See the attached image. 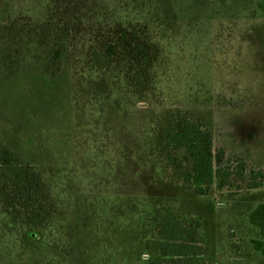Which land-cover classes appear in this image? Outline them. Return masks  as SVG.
I'll list each match as a JSON object with an SVG mask.
<instances>
[{"label":"rangeland","instance_id":"rangeland-1","mask_svg":"<svg viewBox=\"0 0 264 264\" xmlns=\"http://www.w3.org/2000/svg\"><path fill=\"white\" fill-rule=\"evenodd\" d=\"M263 7L0 0V29L21 37L43 27L45 43L56 29L64 42L69 29L74 40L64 75L36 63L12 75L0 69V147L34 169L24 190L0 186V264H175L151 251L166 210L200 224L205 254L193 264H264L249 222L264 203ZM113 25L147 42L153 59L141 82L125 52L113 64L92 59ZM169 112L203 123L225 151L223 167L245 180L235 175L231 188L206 197L186 187L148 146L152 122Z\"/></svg>","mask_w":264,"mask_h":264},{"label":"trees","instance_id":"trees-1","mask_svg":"<svg viewBox=\"0 0 264 264\" xmlns=\"http://www.w3.org/2000/svg\"><path fill=\"white\" fill-rule=\"evenodd\" d=\"M66 5L64 3V7ZM113 26L116 28L110 32L102 45L96 47L92 59L104 65L113 64L117 55L125 52L132 62L134 79L141 82L142 77L139 76L149 71L153 59L145 48L147 42L137 39L135 34L120 25ZM58 31L60 30L56 29L51 37L53 40L47 41L50 44L47 45L43 39L45 35L43 27L34 26L31 33L21 37H15L17 34L15 35L13 30L9 31V28L0 29V69L12 75L21 68L36 63L42 64L43 70L53 77L66 74L69 70L68 62L74 40L69 29L64 30V42L59 39ZM24 39L30 40L33 44L27 45L29 42L25 43ZM6 43L8 47L4 46ZM9 67L12 69L8 70ZM148 146L153 155H157L168 167L174 168L184 185L193 189L199 196L211 195L214 187L218 191L231 188L235 175L243 177V170L234 174L223 167L225 151L215 149L212 134L203 123L179 112H169L152 122ZM183 158H186V163ZM33 171V167L11 149L6 146L0 147V186L5 181L8 186L24 190L29 186L31 176H34ZM261 186L260 183L250 182L249 189L255 190ZM249 222L258 234L257 239L252 240L253 248L264 256V203L259 204L251 212ZM200 229L199 223L196 227L185 225L171 210L157 214L156 234L151 236L156 241L154 250L151 251L162 258L177 260L175 264H193L194 258H202L205 254ZM150 242L146 243L149 250L152 248Z\"/></svg>","mask_w":264,"mask_h":264}]
</instances>
